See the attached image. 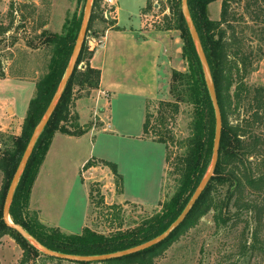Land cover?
I'll list each match as a JSON object with an SVG mask.
<instances>
[{
  "label": "trees",
  "instance_id": "1",
  "mask_svg": "<svg viewBox=\"0 0 264 264\" xmlns=\"http://www.w3.org/2000/svg\"><path fill=\"white\" fill-rule=\"evenodd\" d=\"M77 1L79 12H75L64 20L59 34L41 30L38 36L39 45L49 50L46 71L34 84V95L28 102L20 134L17 137L9 136L7 143L3 144L5 149L0 150V174L4 178L0 190V240L8 236L19 247L21 257L18 264H29L39 257L58 263L62 262L43 255L14 230L7 227L2 220V209L8 184L29 138L47 109L67 67L81 24L83 3H85V0ZM145 1L144 14L153 9L151 0ZM154 1L158 3L162 0ZM218 1H220V19L211 21L206 14L207 7ZM230 1L187 0L188 10L210 69L221 117L218 160L214 174L205 190L183 222L160 244L134 255L102 263L72 264H155V261L179 237L194 228L210 211L215 213L216 222L224 224L227 218L222 212L223 202L225 207L231 200L233 204L239 206L240 199L244 195H247L249 199L245 201L242 199V208L253 213L255 221L260 222L263 212L261 203L264 200V172L262 171L264 161H261L257 165L261 166L257 167L249 162V158L256 154L261 144L259 138L253 135V131L256 126L264 125V95L262 90L256 89L252 97L250 96L251 90L243 82L252 64L250 53L246 54L236 47L235 42L226 37V30L222 28L228 23ZM180 2L181 0H165L169 14L163 17L162 25L156 29L158 31L173 30L179 33L182 41L181 57L188 63V71L171 73L170 93L174 100L172 103H158L159 117L152 123L146 109L141 135L144 140L164 146L165 165L168 167V172L177 179L174 194L168 201L158 203L159 213L142 220L133 228L124 230L119 225L116 230L108 234L96 232L85 226L79 235H66L58 228L42 225L36 212L32 214L28 212L32 185L54 135L81 137L86 133V130L79 126L78 116L73 112L74 103L98 89L100 72L89 65L93 51H88L85 38L71 77L27 161L8 212L13 224L20 226L47 250L65 255L91 257L128 250L146 243L165 232L176 220L207 172L214 136V114L201 66L181 14ZM101 3L102 0H92L85 37H91L93 33V36L99 39L108 27L114 25L112 20L104 18ZM12 9L11 4L10 13ZM98 23H102L104 28L97 30L94 25ZM0 31L4 33L5 29ZM2 79H4V74L0 70V80ZM180 103L190 106L191 115L189 134L182 143H177L167 132L163 133L160 127L165 122L166 113L170 117L178 113ZM245 103H247L245 114L248 113L249 116L243 122L235 120L236 123L233 124L230 118L236 115L235 119H238V111ZM3 137L4 135L0 133V144ZM175 144L183 148V153L171 160L168 148ZM96 167L109 170L116 191L121 194L122 177L115 164L102 159L90 158L79 173ZM81 181L83 182V179ZM224 187L227 189L224 200L216 199L218 191ZM88 200L92 206L103 207L110 218L118 220L119 206L116 204L104 206L103 195L95 184L88 191ZM125 204L129 203L125 202Z\"/></svg>",
  "mask_w": 264,
  "mask_h": 264
},
{
  "label": "rangeland",
  "instance_id": "2",
  "mask_svg": "<svg viewBox=\"0 0 264 264\" xmlns=\"http://www.w3.org/2000/svg\"><path fill=\"white\" fill-rule=\"evenodd\" d=\"M151 2L153 9L146 13L147 23L152 28H157L162 25L163 17L169 12L165 0L158 3L154 0ZM74 3L75 0H11L9 2L0 0V30L5 29L4 33L0 31V70L4 74V79L0 80V133L4 135L0 144L1 151L5 149L3 144L7 143L9 136L17 137L20 134L19 115L26 112L28 102L34 95V86L31 85H34L46 71L49 50L39 45L38 36L43 30L41 26L55 24L70 17ZM11 4L12 13H10ZM101 8L104 12L112 10V7L104 6L103 2ZM135 9L133 4L132 11ZM139 11L137 9L134 13V20ZM206 14L209 20L219 21L220 1L210 4ZM125 15L127 13L122 11L121 16ZM227 16L228 25L222 26L226 30V37L232 39L234 45L246 54L250 53L251 57L252 64L243 82L251 90V97L256 89L262 90L264 95V0H231ZM94 27L99 30L103 25L98 23ZM170 35V47L161 66L159 98L147 107L151 123L159 117L158 103H172L174 100L170 93L171 73L188 71V63L181 57L180 35L173 30L170 31ZM14 85L18 89L13 90ZM246 108L247 103L238 111V119H235L236 115L230 118L233 124L243 122L249 116L248 113L245 114ZM13 112L15 116L11 118ZM165 115L166 119L160 130L163 133L167 132L175 142L182 143L189 134L190 106L180 103L178 113L174 117H170L168 113ZM120 121L126 123L122 119ZM94 135L96 142L93 156L106 155L117 162L115 165H119V173L125 178L124 189L128 196L137 197L145 201V204L153 202L155 204L153 207L142 208L130 203H110V198H107L103 201L104 206L111 204L119 206L118 220L110 218L103 207L92 206L90 202L86 214L85 189L81 186L84 181L82 182L81 179H86L88 191L95 184L104 198L106 192L101 189L102 183H98L102 178L103 168L99 167L101 170L88 174L86 172L80 174V168L75 175L76 168L73 166L75 161L62 162L60 171L54 170L51 188L57 191L55 195L60 194L62 199L59 223L63 227L67 223L72 235L81 233L79 222L83 221L84 214L87 215L86 226L99 233L108 234L116 230L119 225L124 230L133 228L142 220L159 213L158 203L168 201L177 186L176 176L171 175L165 165L166 153L163 147H158L160 157L157 153L134 155L127 153V148L116 138L110 137V134L106 135L98 130ZM253 135L259 138L261 144L256 154L249 158V162L257 166L264 161V125L256 126ZM168 150L171 160L183 153V148L178 144L169 146ZM262 171L264 172V169ZM3 181L4 178L0 174V190ZM63 181L68 182V185H64ZM114 189L116 195H119L115 186ZM226 190V187L221 188L215 198L224 200ZM242 199L245 201L249 197L244 195ZM242 199L239 206L233 204V200L226 207L224 202L223 205L221 204L222 212L227 218L224 224L216 222L215 213L210 211L194 228L179 237L155 261V264H264V200L261 203L263 212L260 222L257 223L254 214L242 208ZM28 212L32 214L35 211L28 208ZM20 257L21 251L14 241L8 236L3 237L0 240V264H18ZM29 264L72 263L64 261L58 263L39 257Z\"/></svg>",
  "mask_w": 264,
  "mask_h": 264
},
{
  "label": "crops",
  "instance_id": "3",
  "mask_svg": "<svg viewBox=\"0 0 264 264\" xmlns=\"http://www.w3.org/2000/svg\"><path fill=\"white\" fill-rule=\"evenodd\" d=\"M111 1L113 5L109 20H112L114 25L108 27L99 38L101 44L93 50L92 58L89 61L90 67L100 72L98 89L92 92L93 94L75 101L73 108V112L78 116L79 126L86 130V133L81 137L54 135L29 196L28 208L37 212L40 223L46 227L58 228L66 235L71 234V231L67 223L64 227L59 223L62 199L60 194L56 196L57 191L51 188L52 175L54 170L60 171V164L65 161L72 163L75 161L73 165L76 168L75 175L90 158L117 163L106 155L93 156V147L96 142L94 133L96 131L101 130L106 135L110 134V137L116 138L127 148V153L134 155L140 153L155 155L157 153V156L160 157L158 147L164 148L163 145L142 139L141 135L147 106L159 98L161 66L164 64L165 54L170 47V31H158L147 23V14L143 13L145 0ZM133 4L136 8L134 11H132ZM137 9L140 11L134 20L133 15ZM122 11H125L127 15L122 17ZM75 12H79L77 0H75L70 16ZM63 23L64 20L46 25L43 30L59 34ZM103 28L104 26L99 30ZM97 40L98 38H95L92 33L89 37L90 44L93 46ZM14 89H18V87L14 85ZM102 94H106L107 97L103 98ZM25 113L19 115V124H22ZM13 116H15V112L12 113L11 118ZM120 119L126 123H121ZM118 166L116 165L119 173ZM98 169L101 170L96 167L86 173H94ZM101 173H103L101 174L102 178L98 183H102L101 189L106 192L104 199L110 198V203L128 202L142 208L154 206V202L145 204V201L137 197L128 196L124 189L125 178L120 173L119 175L123 176L122 191L121 194L116 195L113 177L109 170L103 168ZM83 181L81 186L85 189L87 214L88 189L86 179L83 178ZM63 183L68 185V182L63 181ZM86 217L87 215L84 214L83 221L79 222L81 230L86 226Z\"/></svg>",
  "mask_w": 264,
  "mask_h": 264
},
{
  "label": "water",
  "instance_id": "4",
  "mask_svg": "<svg viewBox=\"0 0 264 264\" xmlns=\"http://www.w3.org/2000/svg\"><path fill=\"white\" fill-rule=\"evenodd\" d=\"M91 5H92V0H85L84 7H83V12H82V19H81V24L79 27V30L77 32L74 46L67 64V67L64 71V74L58 83L56 90L51 98V101L45 110L42 118L34 128L28 144L23 152V155L20 159V162L15 170V173L11 179L8 191L6 193L4 203H3V209H2V220L4 224L14 230L17 234H19L25 241H27L30 245H32L35 249H37L40 253L43 255L68 262V263H102L105 261H110V260H115L123 257H127L130 255L137 254L139 252L145 251L151 247H154L161 242H163L185 219V217L188 215V213L191 211L193 206L196 204L197 200L200 198L201 194L205 190L206 186L208 185L210 179L212 178L214 174V170L217 164L218 160V151H219V142H220V134H221V117H220V112L219 108L217 105V100H216V95H215V89L214 85L212 82L211 78V73L210 69L205 57V54L203 52L198 34L196 32V29L193 25L188 6H187V0H181L180 2V9H181V14L185 23V26L188 30V33L191 38L192 45L194 47L195 53L197 55V58L199 60L203 78H204V83L205 87L208 93V97L211 103V107L213 110L214 114V136H213V143H212V150H211V158H210V163L209 167L207 169V172L199 182L198 186L194 190L193 194L189 198L187 204L185 205L184 209L180 213V215L176 218V220L163 232L161 235L158 237L143 243L139 246H136L134 248L124 250V251H119L115 252L112 254H107V255H101V256H91V257H84V256H73V255H65V254H60L56 252H52L41 246L36 240H34L27 232H25L20 226L15 225L11 222L9 218V207L12 202V198L15 192V189L18 185V182L24 172L25 166L27 164V161L33 151V148L35 146L36 141L38 140L39 136L41 135L42 131L44 130L49 118L51 117L53 111L55 110L57 103L66 87V84L71 77V74L74 70L79 52L81 50V47L83 45V42L85 40L86 32H87V27L90 19V14H91ZM106 20H109V16L106 17Z\"/></svg>",
  "mask_w": 264,
  "mask_h": 264
},
{
  "label": "built area",
  "instance_id": "5",
  "mask_svg": "<svg viewBox=\"0 0 264 264\" xmlns=\"http://www.w3.org/2000/svg\"><path fill=\"white\" fill-rule=\"evenodd\" d=\"M5 2H9V1H11V0H4ZM102 2H103V5L104 6H107V7H112V1L111 0H102ZM110 12L111 11H105L104 12V17L105 16H109L110 15ZM100 44H101V39H98L96 42H95V44L92 46L91 44H90V41H89V37H86V45H87V49H88V51H93L97 46H100ZM103 95V98H106L107 96H106V94H102ZM90 170V169H89ZM89 170H87V171H89ZM87 171H85V172H87ZM84 173V172H83Z\"/></svg>",
  "mask_w": 264,
  "mask_h": 264
}]
</instances>
